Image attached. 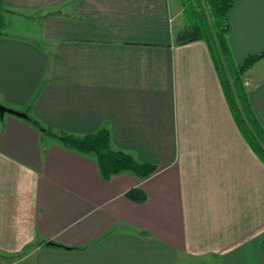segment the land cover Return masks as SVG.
Returning <instances> with one entry per match:
<instances>
[{
    "label": "crops",
    "instance_id": "1",
    "mask_svg": "<svg viewBox=\"0 0 264 264\" xmlns=\"http://www.w3.org/2000/svg\"><path fill=\"white\" fill-rule=\"evenodd\" d=\"M3 2L40 22L39 44L11 26L0 39V105L34 119L0 117V264H264V163L205 43H175L181 1ZM229 24L233 64L264 52V0H236ZM240 79L264 129V59ZM44 129H105L156 170L103 178Z\"/></svg>",
    "mask_w": 264,
    "mask_h": 264
},
{
    "label": "trees",
    "instance_id": "2",
    "mask_svg": "<svg viewBox=\"0 0 264 264\" xmlns=\"http://www.w3.org/2000/svg\"><path fill=\"white\" fill-rule=\"evenodd\" d=\"M180 1L185 23L175 32V43L183 45L197 40L205 43L233 120L245 142L264 163V129L252 115L240 79L256 62L264 59V52L250 54L241 64H233L227 38L230 32L229 11L236 0H204L209 12L201 8L199 0ZM7 13L14 14L5 7L3 0H0V39L7 35ZM27 119L34 121L28 115ZM44 132L68 148L81 153H94L103 178H109L122 171H131L139 178H145L156 170L155 165L138 162L130 154L113 150L110 146V134L105 129L83 136L53 133L49 129H44ZM126 195L135 202L145 199L144 192L139 188L129 190Z\"/></svg>",
    "mask_w": 264,
    "mask_h": 264
},
{
    "label": "rangeland",
    "instance_id": "3",
    "mask_svg": "<svg viewBox=\"0 0 264 264\" xmlns=\"http://www.w3.org/2000/svg\"><path fill=\"white\" fill-rule=\"evenodd\" d=\"M199 2H200L201 8L204 9L206 12H209V10H208V8H207V6L205 4V1L204 0H199ZM10 11H12V10H10ZM20 12L22 13L21 16H20L22 18H20V19H23V20H21L19 22H18V20H15L16 18L11 16L10 13L5 15L6 19L8 17V21H7L8 26H11V27H9V31H11L10 28H12L14 30H18L20 32H23L22 35L26 36L31 41H34L35 43L39 44V41H38L39 37L35 34V31L37 30L39 22H40L39 18H37L38 17L37 16L38 15V11L22 9V10H20ZM177 19H178L177 22L179 21L181 26L185 23V19L183 17V13H181L180 16H178ZM24 20H27V21L29 20V21L26 23ZM31 21H32V23H29ZM25 31H30V32L27 33ZM18 34H21V33H18ZM25 255H27V254H25ZM21 256L22 255H19L17 257H21ZM208 261L211 262V260H208ZM24 264H25V262H24ZM187 264H190V261H188Z\"/></svg>",
    "mask_w": 264,
    "mask_h": 264
},
{
    "label": "water",
    "instance_id": "4",
    "mask_svg": "<svg viewBox=\"0 0 264 264\" xmlns=\"http://www.w3.org/2000/svg\"><path fill=\"white\" fill-rule=\"evenodd\" d=\"M5 113L13 114V115L27 119V115L25 113H21V112H18L13 109H9V108H6L0 105V117H2Z\"/></svg>",
    "mask_w": 264,
    "mask_h": 264
},
{
    "label": "built area",
    "instance_id": "5",
    "mask_svg": "<svg viewBox=\"0 0 264 264\" xmlns=\"http://www.w3.org/2000/svg\"><path fill=\"white\" fill-rule=\"evenodd\" d=\"M9 264H11V263H9ZM12 264H17V263H12Z\"/></svg>",
    "mask_w": 264,
    "mask_h": 264
}]
</instances>
